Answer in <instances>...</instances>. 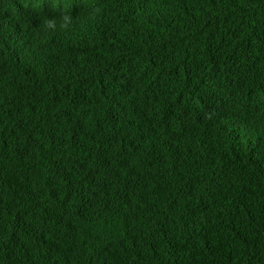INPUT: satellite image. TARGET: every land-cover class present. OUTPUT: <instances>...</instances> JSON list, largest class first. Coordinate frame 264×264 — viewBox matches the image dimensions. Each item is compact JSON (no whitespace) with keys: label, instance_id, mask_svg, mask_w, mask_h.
Listing matches in <instances>:
<instances>
[{"label":"trees","instance_id":"16d2710c","mask_svg":"<svg viewBox=\"0 0 264 264\" xmlns=\"http://www.w3.org/2000/svg\"><path fill=\"white\" fill-rule=\"evenodd\" d=\"M0 264H264V0H0Z\"/></svg>","mask_w":264,"mask_h":264}]
</instances>
